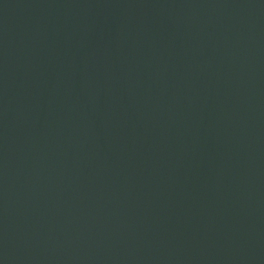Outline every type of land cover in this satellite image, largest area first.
<instances>
[{"label": "water", "instance_id": "95a60500", "mask_svg": "<svg viewBox=\"0 0 264 264\" xmlns=\"http://www.w3.org/2000/svg\"><path fill=\"white\" fill-rule=\"evenodd\" d=\"M0 264H264V0H0Z\"/></svg>", "mask_w": 264, "mask_h": 264}]
</instances>
